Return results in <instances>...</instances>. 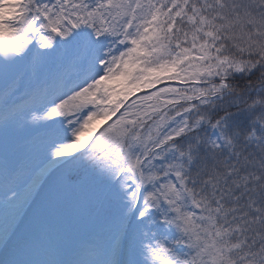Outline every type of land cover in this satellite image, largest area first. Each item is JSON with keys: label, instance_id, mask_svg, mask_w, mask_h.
Segmentation results:
<instances>
[{"label": "snow or ice", "instance_id": "6c2138e0", "mask_svg": "<svg viewBox=\"0 0 264 264\" xmlns=\"http://www.w3.org/2000/svg\"><path fill=\"white\" fill-rule=\"evenodd\" d=\"M0 264H264V0H0Z\"/></svg>", "mask_w": 264, "mask_h": 264}, {"label": "rangeland", "instance_id": "374dc122", "mask_svg": "<svg viewBox=\"0 0 264 264\" xmlns=\"http://www.w3.org/2000/svg\"><path fill=\"white\" fill-rule=\"evenodd\" d=\"M99 125L98 124H93L92 127H98ZM41 133L37 132V133H34V135L36 136H39ZM85 135H87V133H85ZM83 138V137H82Z\"/></svg>", "mask_w": 264, "mask_h": 264}]
</instances>
